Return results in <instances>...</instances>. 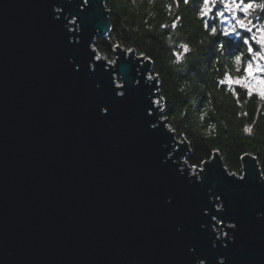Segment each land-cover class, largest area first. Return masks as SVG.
<instances>
[{"label": "water", "instance_id": "95a60500", "mask_svg": "<svg viewBox=\"0 0 264 264\" xmlns=\"http://www.w3.org/2000/svg\"><path fill=\"white\" fill-rule=\"evenodd\" d=\"M109 14L105 0H0V264H264L257 159L243 180L218 153L201 182L182 170L189 146L148 114L150 60L95 59Z\"/></svg>", "mask_w": 264, "mask_h": 264}, {"label": "trees", "instance_id": "16d2710c", "mask_svg": "<svg viewBox=\"0 0 264 264\" xmlns=\"http://www.w3.org/2000/svg\"><path fill=\"white\" fill-rule=\"evenodd\" d=\"M203 0H105L109 11L111 30L107 36L96 38L94 48L102 58L114 59L113 48H132L150 60L151 76L158 77L160 98L168 125L178 141L189 146L186 162L191 167H202L218 153L231 174L243 176L242 159L255 157L264 177V102L246 89L219 83L225 76L239 77L247 64L248 53L243 39L224 37L223 29L214 21L201 20L199 11ZM170 5V9L166 8ZM154 16H149V12ZM264 22V12L259 13ZM167 27L161 28V24ZM176 24L175 30L172 24ZM205 24L215 26L217 35H209ZM171 38L172 43L168 40ZM189 43L193 52L186 54L181 64H174L177 45ZM203 41V43H200ZM243 54L242 69L237 71L234 56ZM184 85V91L179 89ZM239 97L237 99L236 97ZM259 106V111H258ZM212 110L201 122L202 110ZM246 113V115H245ZM255 120L251 136L244 125ZM209 124H215V133L208 135Z\"/></svg>", "mask_w": 264, "mask_h": 264}, {"label": "clouds", "instance_id": "9594fccd", "mask_svg": "<svg viewBox=\"0 0 264 264\" xmlns=\"http://www.w3.org/2000/svg\"><path fill=\"white\" fill-rule=\"evenodd\" d=\"M214 0H203V3L201 5V9L203 13H207L209 10V5L213 3ZM217 2V0H215ZM220 3H226L225 10H232L233 19H236L238 12L236 10L243 11L245 13L244 19H238L237 24L240 26H246L247 24L252 23V18H259V13L264 12V0H249V3L245 5L243 8H241L240 3H237L236 0H219ZM136 3V0H133V4ZM187 3V0H186ZM149 7H151V0ZM170 5H166V8L170 9ZM154 12H149V16H154ZM167 23L161 24V28L167 27ZM177 25L174 23L172 24V29L175 30ZM213 32L216 30L213 29ZM259 36L256 39V43L260 45V51H251L249 52L247 49V53L251 56V61L248 62L246 65L248 66L247 73L242 77L233 80L231 76L226 75L224 80H221L220 83L224 84L227 83L230 86L233 84H238L242 86L244 89L247 90L249 98L251 95L255 94L258 97V100L260 102H264V72L261 70L264 69V65H262L260 62H264V22L261 21ZM168 43L171 44L172 40L169 38ZM200 43H203V41H200ZM177 47L181 51H174L173 55L175 56V60L173 61L174 64H181L187 53L193 52L194 48L187 42L181 41L178 43ZM243 54L238 53L234 56L233 64L234 66H239L242 63ZM237 70L238 67H237ZM253 73H256L255 75ZM148 79H153V76L149 75ZM181 92L184 91V85L181 86L179 89ZM232 94L235 96L236 93L234 90H232ZM212 109L210 107H206L202 110L199 120L203 122L205 120V117L208 115V113ZM259 111V106H258ZM246 115V113H245ZM255 120L251 124H245L243 131L245 134L251 136L253 134V129L255 125ZM168 127V125L166 126ZM216 125L215 124H209L208 128L206 130V134L211 135L215 133ZM203 264V262H202ZM220 264H223V258L220 259Z\"/></svg>", "mask_w": 264, "mask_h": 264}, {"label": "snow or ice", "instance_id": "6c2138e0", "mask_svg": "<svg viewBox=\"0 0 264 264\" xmlns=\"http://www.w3.org/2000/svg\"><path fill=\"white\" fill-rule=\"evenodd\" d=\"M183 2H184V4H188L189 0H187V3H186V0H183ZM236 2L240 3L241 8H243L245 5H247L249 3V0H236ZM216 6H217V2H215V0H214V2L209 5V10H208V12L206 14L203 13L202 9H200V11H199L200 19L201 20H209V19L215 20L216 18H221L222 17V18H225L224 22L226 23L227 22L226 12L225 11H217L216 10ZM220 6L225 9L226 8V3H220ZM177 7H179V0H177ZM236 11L238 12V15H241V16L245 15V13L243 11H240V10H236ZM228 12L232 13V10H228ZM205 28L208 29L209 35H211L213 37L217 35V31L218 30H217V28L214 25L213 26H209L208 24H205ZM213 29H215L216 31L213 32L212 31ZM241 32H247L251 36V34L253 32L252 23L251 24H247L246 26H240L237 23L233 24V25H230L229 27H226L225 29H223L220 34L222 36H224V37H229V36H232V35H237L239 37V34ZM253 43H255L254 38L251 39V40H249V39H245L244 40V44L247 47L249 52L254 51V48L252 46H250ZM133 51L134 50L132 48H126L123 51H120L118 48H113V52H119V54L121 56H123L125 53L133 54ZM93 52L96 53V49L95 48H93ZM141 56L143 57V53H141ZM95 59L97 61H99L101 59L99 53H96ZM145 59H146V57H145ZM107 62L108 63H112L110 61H107ZM115 70H119V69H115ZM243 71H244L245 74L247 73V71H248V66L247 65L243 66ZM261 71L264 72V69H262ZM253 74L255 75L256 73H253ZM151 80H153V79H151ZM137 83H139V81H137ZM234 85L237 86V87L240 86L238 84H234ZM221 86H225V85L221 84ZM117 87H122V86L121 85H117ZM117 95L119 97H123L125 95V91H120V92L117 93ZM236 98L239 99L238 96ZM152 104H155L156 108H152L151 107L150 108L151 111L148 110V114L150 116H152L153 112H155L156 110H159V112L161 113V116L159 118L160 119L159 124L162 125L163 128H165L167 126V124L163 123V121L166 120V116L163 115L164 108L161 107L162 99L158 98L157 100L153 101ZM102 111H103L104 114H107L108 109L107 108H103ZM156 126H157L156 124L152 125L153 128H155ZM168 130H169V132H174V131H171L170 129H168ZM180 143H182V142H180ZM178 148H179V143L177 144V150H178ZM214 158H215V156H214ZM241 159H244V157H241ZM204 163L207 164L206 161ZM196 171H198V170L193 169V174H195ZM199 171H202V169H200ZM240 179L243 180V177H241ZM217 199H219V196H217ZM225 235H227V233H225Z\"/></svg>", "mask_w": 264, "mask_h": 264}, {"label": "rangeland", "instance_id": "374dc122", "mask_svg": "<svg viewBox=\"0 0 264 264\" xmlns=\"http://www.w3.org/2000/svg\"><path fill=\"white\" fill-rule=\"evenodd\" d=\"M83 1H85V0H83ZM216 10L217 11H225L226 12V17H227V22L225 23L224 22V19L225 18H216L215 20H211V19H209V21H214V22H216L218 25H219V27L221 28V29H225L226 27H229L230 25H233V24H236L237 23V20L238 19H244V17H245V15H243V16H241V15H237V17H236V19H233V15H232V13L231 12H228V10H225L223 7H221L220 6V2H219V0H217V6H216ZM253 20H252V27H253V32H252V34H251V36L249 35V33H247V32H241L240 34H239V37L237 36V35H232V36H229V37H231V38H234V39H243V40H245V39H249V40H251V39H253L254 38V40L256 41V39L258 38V36H259V29H260V24H261V20H260V18H257V19H255V18H252ZM75 19H72L70 22H71V24H72V31L74 30V28H73V26H74V23H75ZM263 22V21H262ZM250 46H252L253 48H254V51H260V45H258L256 42L255 43H253V44H251ZM119 47V46H118ZM120 48V47H119ZM122 49V48H121ZM101 57V56H100ZM138 57H140V56H138ZM248 60H247V63L248 62H250L251 61V56L248 54ZM103 59V58H102ZM108 61V60H107ZM110 62H112V63H108V64H110V65H114L115 64V56H114V59L113 60H109ZM262 65H264V62H260ZM242 64H243V62L241 63V65H239V66H237L238 67V69L239 70H237V67H236V70L237 71H241V69H242ZM151 71H152V68H151ZM149 75H151V73L149 74ZM245 75V73H244V71H243V73L239 76V77H234L233 78V80H235V79H238V78H242L243 76ZM154 78V77H153ZM148 79V78H147ZM116 81L118 82V85H121V81H120V79L119 78H116ZM158 83H159V80H158ZM231 86H235L234 84L233 85H231ZM240 87H242V86H240ZM243 88V87H242ZM158 90H159V93H158V97H160V86H159V88H158ZM160 99V98H159ZM155 100H157V98H155ZM161 107H163V102H162V105H161ZM159 114V110H157V115ZM161 116V113L159 114V117ZM160 120V119H159ZM180 144H182V143H180ZM179 149V148H178ZM177 150V145H174L173 144V146H172V150H171V154H170V158H171V156L174 154V152ZM187 154H188V151H186V153H181L180 154V157H177L176 158V162H179L180 164H181V161H183V159H185V164L188 166V168L190 169H188L187 167H186V169H188L189 171H190V177H192V176H195V179H196V181H199V182H201L202 181V178H201V175H200V172L201 171H199L200 169H202L203 170V168H204V165L202 166V167H191L187 162H186V158H187ZM183 158V159H182ZM185 167H183L182 166V164H181V169L183 170ZM193 169H196V170H198V172H195V174H193ZM191 173H192V175H191ZM215 210H221V211H224L223 210V207H222V204H221V202H219V200H218V202H217V205L215 206ZM213 221L216 223V224H220V225H222L223 224V222L221 221V220H219L218 218L216 219V218H214L213 219ZM225 227L226 228H234V225L232 224V223H225ZM221 229V233H217L219 230ZM212 230L214 231V233H216V236H217V239H222V238H226V235H225V233H227L225 230H224V227H220V226H216V227H212ZM220 235H221V237H220ZM200 264H202V263H200Z\"/></svg>", "mask_w": 264, "mask_h": 264}, {"label": "bare ground", "instance_id": "6f19581e", "mask_svg": "<svg viewBox=\"0 0 264 264\" xmlns=\"http://www.w3.org/2000/svg\"><path fill=\"white\" fill-rule=\"evenodd\" d=\"M155 108H156V105H155ZM182 159H183V158H182ZM184 162H185V159H183V161H181L182 166H183V167H185V166L188 167ZM190 169H191V168H190ZM196 172H198V171H196ZM191 175H192V173H191Z\"/></svg>", "mask_w": 264, "mask_h": 264}]
</instances>
